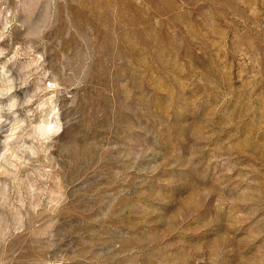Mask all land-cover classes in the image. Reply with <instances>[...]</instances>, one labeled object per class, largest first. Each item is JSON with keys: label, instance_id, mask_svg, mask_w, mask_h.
<instances>
[{"label": "rangeland", "instance_id": "obj_1", "mask_svg": "<svg viewBox=\"0 0 264 264\" xmlns=\"http://www.w3.org/2000/svg\"><path fill=\"white\" fill-rule=\"evenodd\" d=\"M0 264H264V0H0Z\"/></svg>", "mask_w": 264, "mask_h": 264}]
</instances>
